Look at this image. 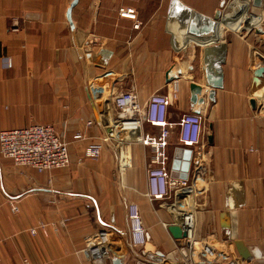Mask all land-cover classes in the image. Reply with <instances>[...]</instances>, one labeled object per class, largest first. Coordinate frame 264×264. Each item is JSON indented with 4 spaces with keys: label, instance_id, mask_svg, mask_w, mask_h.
Listing matches in <instances>:
<instances>
[{
    "label": "crops",
    "instance_id": "crops-1",
    "mask_svg": "<svg viewBox=\"0 0 264 264\" xmlns=\"http://www.w3.org/2000/svg\"><path fill=\"white\" fill-rule=\"evenodd\" d=\"M72 1L0 0V132L52 123L69 142L72 158L67 168L40 173L16 166L0 152V264H23L25 258L31 264H96L84 249L102 229L111 230L113 242L105 264L117 258L123 264L182 261L183 248L168 230L169 212L161 200L147 196L151 147L114 140L104 144L98 160H77L110 131L96 100L134 88L146 102L153 93H167L168 72H184L190 61L195 81L205 85L204 48L210 66L217 70L221 64L224 87L213 107L214 142L204 138L201 150L194 149L200 164L188 175L197 190L196 235L228 253L238 254L234 241L241 240L260 253L252 264H264V114L258 110L264 100V73L259 72L264 46L261 50L255 32H236L224 40L218 27V40L202 45L186 33V20L171 0H78L72 29L66 15ZM181 1L213 17L223 0ZM121 8L133 9L136 19L121 16ZM243 14L233 7L223 20L230 23ZM137 22L140 27L134 28ZM177 80L178 98L169 108L174 123L190 110L191 80L185 73ZM89 120L93 125H86ZM158 130L145 126L147 132ZM79 132L85 137L75 140ZM128 146L130 165L122 171L119 157ZM186 148L174 127L171 158ZM130 202L139 204L148 229L144 247L131 246ZM105 207L108 222L101 216ZM42 222L48 234H31ZM224 222L229 241L221 237Z\"/></svg>",
    "mask_w": 264,
    "mask_h": 264
},
{
    "label": "built area",
    "instance_id": "built-area-1",
    "mask_svg": "<svg viewBox=\"0 0 264 264\" xmlns=\"http://www.w3.org/2000/svg\"><path fill=\"white\" fill-rule=\"evenodd\" d=\"M226 7L231 5L239 10L245 5V13L239 19L240 28L237 32L249 34L254 31L255 22L264 25V0L262 6H256L254 0H225ZM225 7V8H226ZM262 9V11H258ZM224 10V9H223ZM120 15L136 19L133 9H120ZM140 22L134 24L139 28ZM244 29V32L242 31ZM264 61V58H263ZM264 64V62H263ZM179 81L171 82L167 93H153L146 102H142L136 90L129 88L119 93H109L106 96L105 109L110 131L102 137V141L87 146L78 157V163L90 158L98 160L101 157L105 143L114 140L124 144L142 143L153 150V156L147 166V196L150 200H161L171 217L170 224H179L187 232L185 240L189 246L182 247V261L173 264H247L240 253L220 251L217 246L205 240H199L196 235L197 225V194L196 184L193 180L173 176L169 154L172 130L178 127L179 142L193 150H201L204 143L205 117L187 111L182 114L177 123L169 119V108L178 98ZM112 98V99H109ZM264 114V100L258 107ZM89 120L86 125H93ZM151 125L159 128L157 132L145 131V126ZM79 132L74 139H84ZM130 146V145H129ZM124 150L119 157V168L124 171L129 162V150ZM199 148V149H198ZM125 149L122 148V150ZM0 152L4 157L10 158L15 165L23 168H32L42 173L53 169H62L70 166L72 162L69 142L63 139L52 123H33L27 127L6 129L0 132ZM13 212H18L16 204L11 205ZM129 237L135 248L148 244V229L142 216L138 203L129 204ZM48 225L40 223L38 227L31 228L35 235L41 230L48 234ZM1 244V238H0ZM112 232L109 229L98 231L94 238L88 241L84 251L96 264H105L112 258ZM2 259L0 253V261ZM23 264H31L28 259Z\"/></svg>",
    "mask_w": 264,
    "mask_h": 264
},
{
    "label": "water",
    "instance_id": "water-1",
    "mask_svg": "<svg viewBox=\"0 0 264 264\" xmlns=\"http://www.w3.org/2000/svg\"><path fill=\"white\" fill-rule=\"evenodd\" d=\"M78 0H73L67 10V20L70 23L72 29H74V22L72 19V11ZM226 4V1L221 2V7L216 11L213 17L205 15L201 12L195 11L188 5L184 4L181 0H171V7L174 11H177L185 18V31L188 33L192 39L198 41V43L210 44L216 40L218 37V27L221 30V39H225V25L229 22L223 20V8ZM256 6H262V0H254ZM242 8V6H240ZM264 17V13H263ZM229 25V24H228ZM244 31V29H242ZM256 34V42L260 44L261 50L264 46V25L259 24L254 28ZM219 35V34H218ZM220 39V38H219ZM201 41V42H200ZM209 52L208 48L203 49L202 51V71L204 84L198 83L195 81V75L193 74L194 66L188 62V68L183 72L179 70L178 72H173L172 70L168 72L167 77L168 81H173L180 78L182 74H186L191 80L190 84V110L191 112L202 114L205 117L204 125V138L209 144L214 142V121L216 114L213 112V107L219 101V91L224 87V77L221 64L217 70L214 67L210 66L207 63V53ZM190 57L193 56V53L189 54ZM191 60V58H188ZM193 59V58H192ZM209 61V60H208ZM214 66V64H213ZM259 72L264 73V64L259 67ZM207 95V100H206ZM99 110L100 115L104 116L106 114L105 101L103 99H98L95 101ZM250 104L253 109L257 107V100L252 98ZM99 121V118L97 117ZM108 143V142H107ZM193 150L191 148L177 150L176 154L172 159V174L173 176H179L182 178H188L190 169L192 165L199 166L200 160L198 157L193 156ZM177 171H182L180 174ZM200 200V198H198ZM101 216L104 221L108 222L111 219L109 207H105L102 211ZM129 222V217H128ZM168 230L172 237L177 241L178 246L187 247L189 243L185 240L187 237V232L179 224H170ZM221 237L223 241L231 240V233L228 228V225L224 222L222 225ZM234 245L239 250V253L243 256L247 264H251L254 260L255 250L246 246L241 240L234 241ZM133 247V245L131 244ZM113 264H123L120 258H117ZM145 264V263H141Z\"/></svg>",
    "mask_w": 264,
    "mask_h": 264
},
{
    "label": "bare ground",
    "instance_id": "bare-ground-1",
    "mask_svg": "<svg viewBox=\"0 0 264 264\" xmlns=\"http://www.w3.org/2000/svg\"><path fill=\"white\" fill-rule=\"evenodd\" d=\"M240 6H242V8L239 7V8H240V9H239L240 13H241V14L245 13V9H244V8H245V7H244L245 5L241 4ZM228 8H229V10L227 9V11L224 12L223 16H227L226 14L231 13L233 7H232L231 5H229ZM226 18H229V17H226ZM233 18H234V19H237V18H238V20H239V19L241 18V16H239V17L236 16V17H233ZM228 20H229V19H228ZM257 25H259V24H257ZM257 25L255 24V27H256ZM217 35H218V34H217ZM217 40H218V37L216 38L215 41H217ZM215 41H214V42H215ZM200 42H201V41H200ZM201 44H202V43H201ZM126 164H128V162H126ZM254 256H255L256 258H259V257H260V253H259V251H256L255 254H254Z\"/></svg>",
    "mask_w": 264,
    "mask_h": 264
},
{
    "label": "rangeland",
    "instance_id": "rangeland-1",
    "mask_svg": "<svg viewBox=\"0 0 264 264\" xmlns=\"http://www.w3.org/2000/svg\"><path fill=\"white\" fill-rule=\"evenodd\" d=\"M226 5V4H225ZM226 6H224V8H225ZM223 8V9H224ZM233 17H236V16H232V18ZM234 19H232V22H230L229 23V26H226V28H225V39H227V37L229 36V35H232L233 33H236L238 30L236 29V27H237V25H238V23L239 22H236V23H234ZM237 21V20H236ZM224 39V40H225ZM254 261V260H253ZM252 264V263H251Z\"/></svg>",
    "mask_w": 264,
    "mask_h": 264
}]
</instances>
